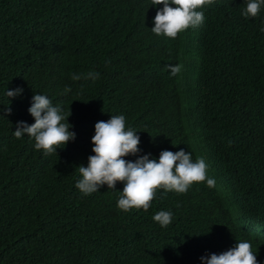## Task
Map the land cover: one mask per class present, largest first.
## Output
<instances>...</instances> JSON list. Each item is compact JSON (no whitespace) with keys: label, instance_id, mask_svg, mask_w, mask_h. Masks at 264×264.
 Masks as SVG:
<instances>
[{"label":"trees","instance_id":"1","mask_svg":"<svg viewBox=\"0 0 264 264\" xmlns=\"http://www.w3.org/2000/svg\"><path fill=\"white\" fill-rule=\"evenodd\" d=\"M0 264H264V0H0Z\"/></svg>","mask_w":264,"mask_h":264},{"label":"clouds","instance_id":"2","mask_svg":"<svg viewBox=\"0 0 264 264\" xmlns=\"http://www.w3.org/2000/svg\"><path fill=\"white\" fill-rule=\"evenodd\" d=\"M196 31V28L194 29ZM198 56L187 58V56H184V60L182 63H179L178 65V71L182 70V73L184 72H190V69H193L194 66L198 65ZM185 85L184 83H181V86Z\"/></svg>","mask_w":264,"mask_h":264}]
</instances>
